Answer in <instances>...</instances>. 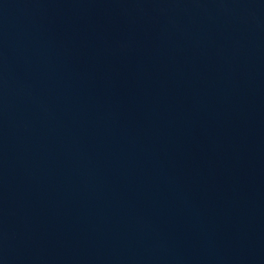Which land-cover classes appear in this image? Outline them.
<instances>
[{"label":"water","instance_id":"1","mask_svg":"<svg viewBox=\"0 0 264 264\" xmlns=\"http://www.w3.org/2000/svg\"><path fill=\"white\" fill-rule=\"evenodd\" d=\"M0 264H264V0H0Z\"/></svg>","mask_w":264,"mask_h":264}]
</instances>
